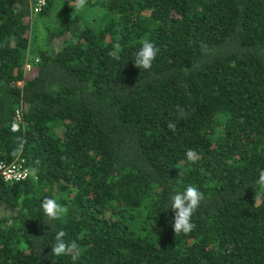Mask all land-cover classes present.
I'll use <instances>...</instances> for the list:
<instances>
[{
	"label": "trees",
	"instance_id": "obj_1",
	"mask_svg": "<svg viewBox=\"0 0 264 264\" xmlns=\"http://www.w3.org/2000/svg\"><path fill=\"white\" fill-rule=\"evenodd\" d=\"M72 3L0 0V161L22 138L40 162L0 179V264H264V0ZM190 184L205 198L175 234L170 196ZM61 230L75 260L52 255Z\"/></svg>",
	"mask_w": 264,
	"mask_h": 264
},
{
	"label": "clouds",
	"instance_id": "obj_2",
	"mask_svg": "<svg viewBox=\"0 0 264 264\" xmlns=\"http://www.w3.org/2000/svg\"><path fill=\"white\" fill-rule=\"evenodd\" d=\"M87 3L88 0H73V3L69 6L75 9H84ZM115 47L119 48L120 46L117 44ZM159 51L160 49L156 47L154 43L150 42L149 40H144L142 42V46L135 53V66L144 70L151 69L153 61L156 59ZM116 58L118 59L119 57ZM177 114L180 118H184L186 115L184 109L179 105H177ZM167 128L171 131H175L176 124L172 121H168ZM18 130L19 125L13 124L12 131ZM18 142L19 146L11 153L14 158H19L23 149V144L25 143L22 138H18ZM197 158L198 154L194 150L189 149L186 152V159L188 161L195 163ZM39 163L40 162L38 160L35 161L37 167L30 169V174L34 177L37 176ZM0 167H3V165H0ZM256 186L264 190V169L259 171ZM204 198V193L201 192L198 187L191 184L188 185L183 191H177L170 196V204L167 208L170 207L175 212L173 223L175 234L183 233L184 235H188L194 230L195 224L192 222V217ZM260 199L261 196L255 194L254 200L259 201ZM41 207L49 222L62 219L68 212L67 207L63 206L55 198H44L41 203ZM66 235V232L63 230L56 233L55 243L52 245V255L56 257L69 256L75 260L79 255V245L75 240H66Z\"/></svg>",
	"mask_w": 264,
	"mask_h": 264
},
{
	"label": "built area",
	"instance_id": "obj_3",
	"mask_svg": "<svg viewBox=\"0 0 264 264\" xmlns=\"http://www.w3.org/2000/svg\"><path fill=\"white\" fill-rule=\"evenodd\" d=\"M28 3L30 4V8H33L34 10H40L44 4L45 0H28ZM25 72H28L30 70V64L25 62L24 64ZM23 84L22 82H19V84ZM21 110H17V118H15L13 124H18L21 120ZM12 124V125H13ZM23 160L20 158H16L14 160L4 162L0 161V165H3V167H0V179L3 181H23L29 178L30 171L29 169L23 165ZM22 177V178H18Z\"/></svg>",
	"mask_w": 264,
	"mask_h": 264
},
{
	"label": "rangeland",
	"instance_id": "obj_4",
	"mask_svg": "<svg viewBox=\"0 0 264 264\" xmlns=\"http://www.w3.org/2000/svg\"><path fill=\"white\" fill-rule=\"evenodd\" d=\"M61 40L57 41L58 43H60ZM21 84V83H20Z\"/></svg>",
	"mask_w": 264,
	"mask_h": 264
}]
</instances>
